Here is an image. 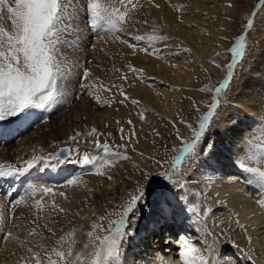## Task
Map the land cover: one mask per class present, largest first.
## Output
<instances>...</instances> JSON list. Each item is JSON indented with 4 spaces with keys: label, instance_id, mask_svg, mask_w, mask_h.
Returning <instances> with one entry per match:
<instances>
[{
    "label": "bare ground",
    "instance_id": "6f19581e",
    "mask_svg": "<svg viewBox=\"0 0 264 264\" xmlns=\"http://www.w3.org/2000/svg\"><path fill=\"white\" fill-rule=\"evenodd\" d=\"M246 1L139 0L141 6L129 16V20L134 22V25L129 24L131 28L125 27L117 33V36L122 37L123 40L130 41H133L131 38L136 35L144 36L143 45L133 41L140 45L137 49L119 42L117 38L109 39V34L96 37L89 26L86 28L82 22V15H78L73 23L79 30L71 31L66 35L71 37L70 41L73 42L76 40L72 38L73 35L83 36V40L79 39L80 43L74 44L75 47H62L61 52L70 64L78 62L80 66L90 70L91 76L86 82L90 83L91 90L102 99L111 100V105L98 104L87 95L88 90L81 91L79 77L74 74L64 84L67 102L63 106L53 107L49 116L54 115V117L49 121L45 120L47 122L43 124L40 122L46 114L43 110H36L37 116H30L28 119L12 118L6 121L7 130L0 136V162L18 164L19 161L30 159L34 149L37 150L36 155L53 153L57 136H71L76 129L84 131L86 128L95 127L103 134L100 137L101 143L105 140L110 141L108 133L116 137L120 133V125H126V121L119 119L133 114V106L124 101L120 94L121 88L125 94L142 101L148 111H160L167 115H170L169 110L180 100L182 92L193 97H204L205 91H200L192 85L204 78L207 71L219 75L224 73L223 63L217 54L227 49L225 36H228L231 29L238 25V18L245 10ZM133 2L135 3L136 0ZM229 3L232 7H228ZM178 6H180L179 10H177ZM145 20L148 21L147 25L143 23ZM153 26L157 29V35L171 39L149 44L147 39L153 33ZM260 31L259 46L251 52L241 79L235 82L233 87L229 101L232 110L221 114L223 125L217 133L205 138L204 145L207 147L212 145V151L204 152L195 169L193 168L194 173L187 181L195 191H202L201 194L192 193L193 200L198 202L200 199L203 204L200 211L203 213L205 209L213 208L206 224L195 225L194 213L173 203L175 199L171 202V194H165L167 204L162 205L157 201L149 206L147 224L137 222L135 232L139 234L137 237L133 236V240L131 238L126 241L121 255L123 264H158L160 258L169 261L170 264H181L179 248L184 237L197 242V246L202 251L205 248H213V256L218 257L222 264H264V208L257 203L259 192L253 186L247 185L240 171L233 166L237 155L244 154L248 146L247 142L257 136L254 133L258 130V127H255L256 122L264 118V29L260 28ZM95 38L98 41L96 44L91 41ZM181 47L191 51H180ZM145 48L147 52L144 51ZM153 52H156L157 57H154ZM129 64L142 69L146 79L141 80L137 73L131 72L128 69ZM76 71L78 69H74V73ZM122 76H126L127 79H121ZM107 78L110 80L111 91H104L100 87L101 83L108 81ZM136 78L139 82L132 80ZM121 100L124 102L120 103ZM135 126L138 130L137 135L134 137L135 135L130 133L132 134L130 140L137 145V148L149 151L159 138L156 132H153L154 124L140 121ZM73 144L94 149V145L89 140ZM39 149H43V152ZM117 169L111 172L112 180H108L106 176L94 175L91 172L82 174L85 175L82 177L81 172L85 170L71 163L55 168L41 165L23 176L0 178V202L7 204L9 199L6 198L12 196V193L16 194L13 198H19L18 196L23 194L20 189L26 187L25 194L29 190V184H33L54 190L52 195L44 196L46 199L56 195L59 189L65 190L68 199L62 197V203L63 207L70 209L69 213L79 210L84 204L83 200L90 197L87 210L91 211L99 201L112 200L114 203L119 201L124 193L122 189L125 190L132 182L128 178L119 179ZM119 169L122 172L124 167L119 166ZM70 175L81 180V183L85 184V189L67 185L66 181ZM115 188L121 192L112 199L111 191ZM38 197L40 196L37 195L36 199ZM212 201L216 203L212 205ZM162 208L163 214H161ZM15 213L17 217L23 214L25 218L32 219L34 211L30 213L27 206L20 205L15 209ZM202 213L200 216L203 215ZM181 215L188 220L186 229H182L184 235H180L179 227L173 228L171 233L173 240H170L168 235L165 236L167 226L179 225L180 222L177 223L176 220ZM40 216L44 217L38 221L41 225L47 222L53 228V225L56 228L60 224L67 227L70 220L76 219L71 218L70 215L56 216L51 211L40 213ZM237 218L246 226V231L235 224ZM221 221L224 223L221 224ZM141 229L146 233L141 232ZM9 230L20 234L19 230L10 226ZM42 233L51 236L47 229L42 228ZM78 239L84 241L86 237L79 236ZM233 241L236 247L232 246ZM79 246L77 245V248ZM22 254L23 251L16 241H0V264H17ZM248 257L252 258L251 261Z\"/></svg>",
    "mask_w": 264,
    "mask_h": 264
},
{
    "label": "snow or ice",
    "instance_id": "6c2138e0",
    "mask_svg": "<svg viewBox=\"0 0 264 264\" xmlns=\"http://www.w3.org/2000/svg\"><path fill=\"white\" fill-rule=\"evenodd\" d=\"M140 6L139 0H136L135 3L133 0H0V122L12 118L28 119L30 116H37L36 110L51 111L54 106H63L67 102L65 81L74 74L79 77L78 82L81 91L88 90L87 95L91 96L98 104L110 106L112 101L102 99L100 95L91 90L90 83L86 82L91 76L90 70L80 66L78 62L70 64L64 57L61 52L62 47H71L80 43L79 38L73 42L64 39V35L79 30L73 21L80 14H83L89 28L96 35H115L129 23L130 14ZM261 6H264V0H260L256 8ZM228 7H232V4L229 3ZM254 16L255 12L249 16L246 24L247 29L253 27ZM137 23L140 22L137 21ZM143 23L147 25L148 21L145 20ZM156 32L157 29L153 26L149 43L152 40L171 39L157 35ZM116 38L121 39L119 36ZM131 39L142 42L145 37L136 35ZM122 42L127 43L132 48L138 46L136 43H129L127 40H122ZM245 43V35L236 37L235 46L231 48L232 62L227 65L228 75L219 86L215 89L208 87L200 89V91H214L213 100L208 106L207 113L200 118L198 128L193 130L191 140H186L180 135L179 129H176L175 134L180 140L181 146L173 149L177 155L172 158L170 167L155 174L141 170L143 184L137 181L135 192H129L128 199L122 206H118L117 210L108 212L102 207L103 214L97 215L93 212L94 219L86 232H83L82 225H73L68 231L56 238L51 245L43 243L48 238L43 235L42 228L47 229L52 237H56V231L47 222L43 225L38 222L44 218L40 216V213H46L50 209L52 213L58 216L61 214L64 216L72 215L68 209L56 204L54 200L50 204L45 203L44 196L52 195L54 191L52 188L33 185L19 198H10L7 204L0 202V233H2L0 241L12 240L18 243L23 254L20 255L17 264H123L121 245L131 235L135 234V226L140 220L139 212L148 205L147 196L152 183L159 178L166 185L178 184L179 181L174 179V173L182 171L181 165L186 158L199 154L197 145L211 125V118L220 104V93L228 86L232 78V69L237 58L244 55ZM179 50L191 51L183 47ZM144 51L147 52V48ZM152 54L155 55L156 52ZM74 69H78V71L74 73ZM128 69L137 73L139 79H146L142 69H137L131 64L128 65ZM121 79L126 80L127 77L122 76ZM100 87L103 88L102 83ZM105 90L111 91V88ZM120 94L125 99H129L122 88ZM123 102V100L120 101V103ZM131 103L136 105L139 102L131 100ZM139 115L141 120L146 118L144 112L139 113ZM128 123L131 125L132 121L129 120ZM180 123L186 124L189 128L192 127L183 118H181ZM120 132L121 139L124 140L123 129H120ZM258 132L259 135L247 142L248 146L244 150V154L237 155L236 160L233 161V166L240 171L245 183L253 186L259 192L257 203L264 208V118L258 126ZM155 134L160 135L159 132ZM102 135L93 127L85 132L77 130L68 137V140L74 143L82 136L94 137L95 139L92 140L94 149L82 151L79 147L75 149L61 148L55 154L49 153L48 155H36L37 150L34 149L30 159L19 161L18 164L7 161L0 162V178L23 176L30 170L38 169L41 165L55 168L71 163L79 165L81 169L92 174L106 176L108 180H112V176L108 174V169L114 167L113 160H129L130 157L118 150L125 149L126 144L112 146L107 141L101 143L100 137ZM108 135L110 136L111 133ZM212 148L213 146L209 145L207 148H201L200 152H211ZM39 151L43 152V149H39ZM156 163L166 162L156 161ZM66 182L67 185L74 187L81 183L71 175ZM37 195L40 196L39 199H36ZM60 196L64 197L65 200L68 199L63 192L60 193ZM162 202L167 203L166 198ZM20 205L27 206L30 213L33 209L35 210L32 219L25 218L23 214L19 217L16 216L15 209ZM211 212L212 209L207 208L201 217L199 207H195L193 209L194 224H206ZM163 213L164 209L162 208L161 214ZM74 215L79 216L80 213L76 212ZM113 216L115 219H110ZM81 218L84 219V217ZM106 220L107 226L105 227L104 221ZM220 223L223 224L224 222L221 221ZM69 224L72 225L71 220ZM235 224L239 228L247 230L238 218L235 220ZM9 226L19 230L20 234H15L9 230ZM78 232L86 237L84 241L78 239ZM248 239L250 242L251 238ZM77 245H80L79 248ZM232 246L236 247L234 241ZM213 251L214 249L211 247L202 251L197 246V242L184 237L179 248L181 264H222L218 257L213 256ZM248 259L251 261L252 258L248 257ZM158 264H170V262L160 258Z\"/></svg>",
    "mask_w": 264,
    "mask_h": 264
},
{
    "label": "rangeland",
    "instance_id": "374dc122",
    "mask_svg": "<svg viewBox=\"0 0 264 264\" xmlns=\"http://www.w3.org/2000/svg\"><path fill=\"white\" fill-rule=\"evenodd\" d=\"M259 2H260V0H247L245 5H244L245 10L242 11V13L240 14V17L238 18V23H237L238 25H236L235 28L231 29L228 36H225L226 37L225 40L228 44V47H227V49H223L221 52L219 51L220 53H218L219 54L218 57L220 58V61L223 63L224 73L219 75V74H213L210 71H207V74L205 75L204 78H201V80H199L198 82H195L194 85H192V87L197 88L198 90H200L204 87H208L209 89H215L216 87H218L219 84L228 75L229 69H228L227 65L232 62L231 48L235 46L236 37H238L240 35L246 36L244 55L242 57L237 58V62L235 64L234 68L232 69V78L230 79L228 86L220 93V96H219L220 104H219V107L214 111V115L211 118V125L206 130L204 137L201 138L200 143L197 145V152L199 154L194 156V157L186 158L185 161L183 162V164L181 165L182 171H180L179 173H174V179L179 181L178 184H176L174 186L171 184L166 185L159 178L155 182L152 183L151 188H150L149 193H148V196H147L148 205L143 207L142 211L139 212V215H140L139 222L140 223H142V224L145 223V225L147 224L148 217H149L148 213L150 211L149 206H152V204L154 205L157 201L162 203V205H164V203L162 201L165 199L164 198L166 196L165 194H169V195L171 194V198H170L171 202H173L172 200L175 199V201L173 203L179 205V207L184 208L185 210H187V209L190 210L189 212H191L192 214H193V209L195 207H199L200 210L202 209L203 204H201L200 199H198V202H195L196 200L194 199L195 200L194 201L192 198V193L197 194V192H198L199 194H201L202 191L201 190H199L200 192L198 190L195 191L194 188H192L191 185L187 181H188V178L191 177V175L194 173V169H195L194 167H195L196 163L204 154V152H200V149L207 147V145L206 146L204 145L205 138L210 136V135H215L217 133V130L223 125V122L220 118L221 114L226 112L227 110H232L231 107L229 106L230 105L229 101L232 97V92H233V87L235 85V82H237L241 79L242 73L245 71L244 66H245L246 62L248 61V58H250L251 52L259 46L260 39H261L260 28L264 29V6H261L260 8L257 9L256 5ZM253 12H255V16L253 17V19H254L253 27L251 29H247L246 28L247 20H248L249 16L252 15ZM80 15H82L83 20H82V18H81V20L87 28L88 25H87L86 21H84L85 19L83 17V14H80ZM130 22H131V20H129V23L126 26H124L123 28H121L120 30L124 29L125 27L131 28V26H129V24L134 25L133 24L134 22L133 23L132 22L130 23ZM132 27H134V26H132ZM88 36H89V38H91L90 35H88ZM116 36H117V33L115 35L109 34V39L110 38L116 39ZM67 37H68V35L65 34L64 39L71 40V37H68V38ZM82 37L83 36H79V35L78 36L77 35L72 36V38H75V39H77V38L82 39ZM96 37H100V35H97ZM122 40H123L122 37H121V39H118L119 42H122ZM147 40L149 41V39H147ZM91 41L95 42V44H96V42H98L96 40V38L91 39ZM127 41L134 43L133 41H130V40H127ZM162 41L152 40L151 43H149V42L148 43L149 44H155V43H161ZM140 43L142 45L144 44L143 42H140ZM86 46H88V44ZM138 46H140V45H138ZM73 47H75V46H73ZM76 47L82 48L83 46H76ZM89 47H91V46H89ZM137 47H136V49H137ZM154 57H157V55L155 54ZM107 80H108L107 82H103V85H104L103 90L104 91H106L105 88L110 87L109 86L110 80L108 78H107ZM132 80L135 82H139V80L137 78L132 79ZM127 85H128V82H127ZM107 93L108 92H106V94ZM214 94H215L214 91H205L204 97L203 96L202 97H198V96L193 97L188 93L182 92L180 100H178V102L175 104V106L171 110H169L170 115L162 114L160 111L158 112L155 110L154 111H148L147 108L144 106L142 101H140L139 99H137L136 97H134L132 95L125 94V95L129 96V97L127 96L129 99H125V97L123 96L124 101L129 102V105L133 106V110H132L133 114H128V116L126 118L124 117V118L119 119V120H122L123 122L126 121V125L121 126L122 125L121 124L120 128H119V129H123V135H124L125 139L124 140L121 139V132L119 131L120 133L117 135L118 137L117 136L114 137V135L112 136V134H111L109 137L111 140L110 141L105 140V141H107L112 146L121 145V144L127 145V147L125 149H118V150L121 152H124L126 155H128L131 158L129 160H122V159L121 160H113V164H116V166L114 165V167L109 168L108 174L111 175V172H113L116 168H118L117 169V171L119 173L118 178L119 179L121 177L128 178L129 180H132V182H130V184L125 188V190L122 189V191H124V193L122 194V198L119 201H115V203L112 200H106V201H101V202L99 201L98 202L99 206L97 205L98 207L97 206L93 207V209L91 211H89L87 209L89 208V198L90 197L89 198L87 197L86 200L84 199L83 200L84 204L79 207V210H77L75 212L74 211L71 212V214L73 216L70 215V217L76 218L74 221H72V225L69 224L66 227V226H63L62 224H60V226H57L56 228H55V225H53L54 230L56 231V237H52V234H51V236H46L45 234H43L46 238H48L45 241H43V243L45 245H47V244L51 245L56 238H58L60 235H62L63 232L68 231L70 229V227L73 225H82L83 226V232H86L87 230H89L90 225L94 219L92 213L95 212L97 215L103 214L101 211L102 207H103V209L107 210L108 212H113V211L117 210L118 206H122L124 204V202L128 199V193L129 192H133V193L135 192L136 182L140 181V183L143 184V180L141 177V170H146L152 174H155V173H158L164 169H168L170 167L171 162H172V158L176 154V152H174L173 149L174 148H180V146H181V142L179 139H177L176 134H175L176 129H179L180 135L182 137H184L186 140H191L193 138V130L198 128L200 118L204 114L207 113L208 106L212 102ZM130 96H131V98H130ZM134 99H136V101H138L139 103L136 105L132 104L131 100H134ZM139 105H141V106H139ZM143 107H144V109H143ZM50 112L51 111H46V114L43 115V117L41 118L42 120L40 121L42 124L49 121L51 118L54 117V115L49 116ZM141 112H144L146 114V118L144 120L140 119L139 113H141ZM47 116H48V118H46ZM44 118H46V119H44ZM181 118H183L185 121H187V124H191L192 127L188 129L186 124L180 123ZM43 120H44V122H43ZM45 120H47V121H45ZM129 120L132 121L131 125H129V123H128ZM136 121L138 123H140V121H141L143 123L148 122V123L154 124V129H153L154 131L153 132H159L160 133L157 142L155 144H153V147L149 151H144L143 149L137 148V145L134 142H132V140H130L131 139L130 137L133 133L135 135V136L133 135L134 137H136V135H137L138 130L135 126V125H137ZM261 123H262V119L259 122H256L255 127L257 128ZM173 124H175V127H173ZM90 129H91V127L86 128V130H84V131L83 130L81 131L79 129H76L75 131L79 130L81 132H85V131H88ZM75 131L73 132V134L75 133ZM130 133H132V134H130ZM254 133L259 135L258 130L254 131ZM68 137L69 136H62V135L57 136V140L54 143L55 148L53 150V154H54L55 149L60 144H67L69 148H73V149L80 146V145L78 146L76 144L74 145L73 144L74 142L69 141ZM94 139H95L94 137L88 138V137L82 136L78 141L84 142V141L89 140L92 143V140H94ZM78 141L75 143H78ZM105 141H103V142H105ZM57 143H58V145H57ZM79 148L82 151L85 149H88L87 146H80ZM141 153H142V155H141ZM133 160H136V161H133ZM156 161H161V162H166V163L157 164ZM126 163H127V165H126ZM124 164L126 166H124ZM119 166L124 167L122 172L119 169ZM87 172H88L87 170L82 171L81 175L84 173L86 174ZM84 176L85 175H82V177H84ZM79 181L82 182L81 180H79ZM80 184L78 185V187L80 186V189H82V190L85 189L84 188L85 184L84 183H83L84 185L82 183H80ZM31 186H33V184L32 185L29 184L28 189ZM25 188L26 187H23L20 189V192L23 191L22 192L23 194H21V195H24V191L26 190ZM118 190L119 189L115 188V190L111 191L112 192V196H111L112 199H113V197H116L117 195L120 194L121 190L120 191H118ZM61 192L64 193L65 190L59 189L58 192L56 193V195L54 194L53 197H48L47 199L44 198V201L47 202V204H50V202H52L53 200L55 201L57 199L55 201V203L63 207V203H62L63 198H62V196H60ZM15 195L16 194H12V196H10L9 198H6V200L13 198ZM196 197H198V195ZM39 198L40 197H38V199ZM212 202H213L212 205L216 203L215 201H212ZM178 203H180V204H178ZM165 204H167V203H165ZM64 208H66V207H64ZM68 210H70V209H68ZM33 211L35 212L34 209H33ZM49 211H50V209H49ZM76 212H79L80 215L79 216L74 215V213H76ZM200 213H202V211H200ZM55 215L57 216V214H55ZM63 216L64 215H62V214L60 215V217H63ZM60 217H59V219H60ZM81 217H84V219H82ZM110 219H115V217L114 216L110 217ZM104 225H105V227L107 226V220L104 221ZM61 229H63V231H61ZM138 234H139L138 232H135V234L131 235L126 241H128L131 238L133 240V236L137 237ZM79 236H84V235L81 232H78L77 237H79ZM126 241H124L122 243L121 249H123V247L125 246Z\"/></svg>",
    "mask_w": 264,
    "mask_h": 264
},
{
    "label": "water",
    "instance_id": "95a60500",
    "mask_svg": "<svg viewBox=\"0 0 264 264\" xmlns=\"http://www.w3.org/2000/svg\"><path fill=\"white\" fill-rule=\"evenodd\" d=\"M61 148H67V146L66 145H61L60 147H58V149L56 150V152L59 151V149H61Z\"/></svg>",
    "mask_w": 264,
    "mask_h": 264
}]
</instances>
